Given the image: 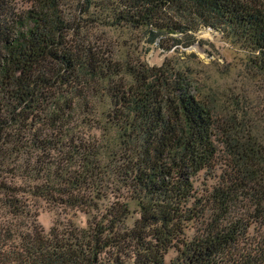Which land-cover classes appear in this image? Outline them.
<instances>
[{"label":"trees","instance_id":"16d2710c","mask_svg":"<svg viewBox=\"0 0 264 264\" xmlns=\"http://www.w3.org/2000/svg\"><path fill=\"white\" fill-rule=\"evenodd\" d=\"M32 2L14 17L0 0V264H167L171 250L168 264H264L261 153L216 125L185 71L122 64L88 34L218 29L264 72V0ZM217 143L228 163L198 196ZM37 202L64 216L48 231Z\"/></svg>","mask_w":264,"mask_h":264},{"label":"rangeland","instance_id":"374dc122","mask_svg":"<svg viewBox=\"0 0 264 264\" xmlns=\"http://www.w3.org/2000/svg\"><path fill=\"white\" fill-rule=\"evenodd\" d=\"M7 2L14 17L34 9L32 0ZM88 34L92 43L110 52L122 64L148 69L167 65L185 71L191 78V95L210 108L216 125H222L225 130H238L239 140H245L264 158V72L254 65L258 59L250 49L227 33L207 27L183 34L162 31L153 42L145 30L102 28L93 24L89 26ZM217 146L220 150L217 168L192 178L193 190L198 196L216 184L223 166L228 163L222 146L219 143ZM240 201L244 207L246 201ZM35 209L37 222L44 231L64 217L42 202L35 203ZM244 219L248 218L245 216ZM73 220L79 226L85 225L82 214H77ZM261 231L259 225L253 223L246 237L250 241L256 240ZM192 235L188 226L185 236L190 238ZM175 256L173 250L169 251L165 262L168 264Z\"/></svg>","mask_w":264,"mask_h":264}]
</instances>
